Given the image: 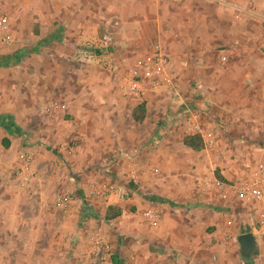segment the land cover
I'll list each match as a JSON object with an SVG mask.
<instances>
[{"label": "crops", "instance_id": "obj_1", "mask_svg": "<svg viewBox=\"0 0 264 264\" xmlns=\"http://www.w3.org/2000/svg\"><path fill=\"white\" fill-rule=\"evenodd\" d=\"M245 2L263 3L264 0H184L191 7L186 11L171 10L177 4L166 0H0V14L7 17L11 33V41L0 46V65L17 63L13 60L15 54L26 61L22 59L26 53L67 50L72 54L67 57L69 65L81 67L71 75L70 81L87 87L69 90L61 96L64 110L51 113L46 108L48 104L43 109L50 116L58 117L57 127L68 132V126L72 135L81 140L75 151L66 154L73 173H78L86 182L80 190L89 205L85 207L81 204L83 198L73 194L65 210V220L39 221L36 231L44 232L39 238L43 236L46 245L38 253L28 251L24 264H84L85 239L80 241L75 229L80 230L84 224L88 235L94 233L91 229L95 227L90 226L95 224L98 232L106 235L104 226L88 220V215L98 213L103 218L108 207L118 209L119 216L107 222L115 230L113 237L107 235L114 252L101 264H112L113 257L120 264H207L212 255L215 264H226L228 228L219 212H213L223 203L216 196L218 191L213 186L205 188L204 182L215 180L216 173L223 183L234 180L244 173V165L231 158L230 150L221 152L219 146L212 153L190 150L182 145L179 136L182 128L175 129L165 121L147 127L144 116L142 122L135 123L131 112L137 104L143 102L147 114L162 113L158 105L165 103L166 97L167 102L168 97L175 96H167L162 90L133 95L126 91L125 79L127 69L137 56L157 46L169 59L168 71L179 81L176 99L192 92L189 83H194L193 94L201 99L198 105L209 108L215 120L217 143L227 147L264 146V81H261L264 61L249 57L250 44L233 43L235 31L243 29L219 24L204 26L203 21L182 25V21L192 23L195 18L229 20V12L236 13V8L244 5L231 6V10L223 6ZM261 10L264 8L255 11ZM176 22L182 25L178 31L172 28ZM102 35L110 38L112 53L106 59L111 62V69L103 66L102 59L83 61L77 57V63L70 61L76 59L74 55L79 47L94 46ZM219 46L224 48L221 50ZM35 65L36 68L44 64L37 59ZM60 76L66 80L68 73ZM18 102L28 113L32 111L25 101ZM11 111L1 113L0 131L6 130L7 136L17 139L19 134L11 122L15 123L17 118L20 122L22 118ZM32 112L36 113L35 109ZM63 115L68 116L67 121L62 120ZM39 120L38 140L54 144L53 136L59 132L55 123L52 125L54 121ZM135 124L146 128V138L142 140L145 147L137 154ZM159 131L162 137L156 140ZM13 145L9 149H15ZM33 155L34 163H41L39 180L49 186L45 191H53L56 177L44 162L53 160L52 155L40 145L33 149ZM112 178L114 185L110 183ZM109 186L122 194L126 190L130 196L115 200L113 196L98 198L91 194L93 189ZM68 190H74L73 183H69ZM204 206L210 211L204 213ZM146 214L152 219L146 218ZM149 220L154 224L150 225ZM43 226H46L44 231ZM255 233L251 234L258 248L259 243H264V237L260 239ZM78 242L82 244L80 253L70 246ZM251 253L250 263L264 254L256 249Z\"/></svg>", "mask_w": 264, "mask_h": 264}, {"label": "rangeland", "instance_id": "obj_2", "mask_svg": "<svg viewBox=\"0 0 264 264\" xmlns=\"http://www.w3.org/2000/svg\"><path fill=\"white\" fill-rule=\"evenodd\" d=\"M168 1L175 2V4H177V6L175 7L172 6L173 8L171 10L176 9L178 11H186L190 10L191 8L187 3L184 4L183 1ZM168 1L166 0L167 3ZM245 3H231V5H228L227 7L223 5L222 6L226 9H232L231 6L241 7L242 5H244L243 7H241L244 8L247 4H249L247 2ZM250 5L254 8V10L259 7H261V9L264 8V2H250ZM255 5L259 7L256 8ZM229 13L231 16L229 20L227 18H222L218 21L210 17L201 19L195 18L194 20H192V23L191 21H182V25L189 26L194 25V23L199 24L201 21H203L204 26L219 24L220 26L229 25L239 27L243 30L235 31L233 35V43L237 44L240 42H244L245 44H250V46H248L249 57L251 59H261L262 61H264V29L260 25L254 24V22H252L249 18H244L242 16L243 13L236 12L232 14L231 11ZM172 25V28H175L176 30H179L182 27L180 22H176ZM252 27L253 29H250ZM254 27H257L258 30L254 29ZM253 45H255V47L258 46V49L254 48ZM223 48L224 46L221 48V50ZM108 49V54L112 53L110 47ZM92 54L94 59L100 58L99 52L93 51ZM142 55H138L137 57H140ZM71 56V52L67 50H44L43 53H39L37 55L26 53L22 57V59L26 58L27 60L21 61L19 59L17 62L18 64L15 63L14 65L9 66L6 63H2L0 65V116L2 115L1 113L3 111L10 109L13 110L11 112L14 113L17 117L20 116L22 118L20 122L18 118L15 123L11 122V124L16 127L15 132L19 134V137L17 136V139H13L12 136H7L8 134L6 130L2 129V131H0V264H24V256L28 253V251L33 253L35 250H37L38 253L40 251V247L42 248L44 247V245H46V243L43 242L45 241L43 240V236L42 238H39V236L44 235V232L42 233L40 232V230L36 231V228L39 221L45 222L46 220L50 219L60 221L66 219L65 211L61 210L57 205H55L54 201L57 198L66 197L71 200L70 197L74 194L79 198H83L81 204H83L85 207L89 205L87 204L86 196L82 194L83 192L82 190H80L82 186H86V182L82 181V179L78 177V173H73V170H71L70 168L71 166H69L70 164L69 157L67 156L68 154H66L67 151L68 153L75 151V149L77 148L76 146L81 144V140L72 135V131L69 130L68 126H66L68 132L64 131L63 128H60L59 126L57 127L56 123L58 122V117L54 118L53 116H50L49 113H47L48 107H46L47 109H43V106L47 104L49 105L50 102L64 104L61 103V96H63L69 90H73L75 88H87L84 86L79 87V83H72L70 81V79L73 80L71 75L78 72V69L81 68L80 66L72 64L71 62L70 64H72V66L69 65V60L67 57ZM74 56L76 57V59L72 57L73 60L70 61L74 62L75 60V63H77L78 60L76 51ZM37 59H41L44 65L41 67L37 66L35 68V62H37ZM90 61H92V59H90ZM68 68L70 69L69 71ZM71 69L75 71H71ZM99 70L103 71V69L101 68ZM67 73V79L65 80V77H63L62 79L60 75H64ZM37 75L38 77L34 78ZM261 81H264V76L261 77ZM252 83L254 84L255 82ZM189 86L190 91L192 92L188 94L185 93L184 96H180V98L176 99V97H168L170 98V100H167L166 102V97V99L164 100L165 103L158 105V108H160L159 111H162V113L154 114V111L149 112V114L145 113V118L147 119L145 125L148 127V124H156L157 121L163 123V121H165L167 122L166 125H171L175 129L181 128L180 122L177 118V113L183 105H191L193 108H195V112L197 113L203 126L214 135L215 142L211 148L206 150L207 153L215 152L214 150L219 146V150L221 152L226 153V151L228 152V150H230L231 158L235 157L236 161H241L242 166L244 165L245 171L243 174H241V176L224 183H238L246 179L249 176V173L251 172L255 162L260 161L264 163V146H259L260 148L258 147V145L227 147L225 145H222L221 143H217L219 137L217 136L218 130H216L215 128V120L209 113V108L198 105L200 104L199 102L201 101V99H197L193 94L196 89L194 83H189ZM20 100L25 101L32 111L33 109H35L36 113H33L32 111L28 113L27 108L20 107L18 104V101ZM170 105L173 110H171ZM262 107L263 106H261V108ZM67 117L68 116L63 115L62 120L67 121ZM39 118H46L50 121H54L52 125H54L55 123L57 131H59L58 133H56V131H53L57 134H55L56 136H53V142H55L54 144L46 140H38L39 138H37L36 134L38 123L40 121ZM145 134L146 128L141 124H135V154L139 153L143 149V147H145V145H142V140L146 138ZM179 136L183 138L186 135L182 131L180 132ZM161 137L162 134H160L159 131L157 137L155 136V139L158 140ZM262 137L264 138V133L262 134ZM4 138L8 139L9 144L7 148H3L1 146V141ZM11 143L16 145L15 149H9ZM39 145L42 146L43 149L48 151L52 155L51 157H53V160L51 159V161L44 160L47 169H50V172L52 171V175L56 177L54 190H51V192L48 193L47 191H45V187L49 189V186L46 184V182H43L38 178V171L40 170L39 166H41V163H34L36 162V159H33V149ZM201 150L205 149L202 147ZM69 156L71 157V155ZM244 156H246V158H244ZM243 160H245V162H243ZM76 163L80 164L79 161H76ZM113 180L115 181L114 178H112L110 181L112 185H114ZM215 180L219 181L217 179ZM69 183H73V191L68 190ZM205 188L211 189V187L209 186H206ZM123 195L124 200L130 196V194H126V190H124ZM216 196L223 204L219 208L215 207L213 212H219V214L221 215L222 219L224 220V225L228 228V233H226V235H228V239L230 240L229 245L226 247L227 249L224 252V254L228 256L225 263L240 264L242 262V259L239 247L235 241V237L239 234L254 232L251 228V224L254 221L255 206L248 202H245L235 194H231L226 199H221L218 193H216ZM203 208L204 213L210 211V209L206 206H204ZM88 216V220H93L95 222L98 221L99 224H102L107 230L106 232L108 233L104 236L110 246V256H112L114 249L111 247V244L108 241L111 240V238H109L108 236L113 237V232L115 231L114 226L110 223H106L104 221V217L101 218L98 213H94V215L89 214ZM33 225H36V227ZM94 225L95 224L90 226L95 227L91 229L92 231L90 230L91 232L95 230L98 231L96 229L97 227ZM45 227H42V231H44ZM81 228L84 231L85 225L82 224L80 230H78L77 228L75 229V232L79 233L81 238L80 241L83 242V240L85 239L83 247H86L90 233L86 235L85 231L81 232ZM255 236H258L261 239L264 237V232H256ZM77 245L78 248L76 251ZM70 246H74L72 248L73 250H75V252L79 251L80 253L82 250L81 242L72 243L70 244ZM59 247L62 248L63 245L59 244ZM255 249L263 253L264 243H259L258 248H256L255 244L253 251ZM212 257L213 255L209 256V261L207 264L216 263L215 260H211ZM251 263L264 264V254L259 259L253 258V261H251Z\"/></svg>", "mask_w": 264, "mask_h": 264}, {"label": "built area", "instance_id": "obj_3", "mask_svg": "<svg viewBox=\"0 0 264 264\" xmlns=\"http://www.w3.org/2000/svg\"><path fill=\"white\" fill-rule=\"evenodd\" d=\"M184 1V0H177ZM237 12L243 13L255 24L260 25L264 29V10L255 11L250 4L244 8L236 9ZM11 41V33L9 22L5 15L0 14V46L6 45ZM110 47V38L108 35H102L94 46H81L76 51L77 57L82 58L83 61L94 60L93 51L100 53V58L103 66L111 69V62L107 60ZM77 58V59H78ZM221 63L224 58H220ZM169 60L167 56L162 53L157 46H154L150 52L140 56L132 66L127 69L125 79L126 91L133 95H140L143 91H157L162 90L167 96H177L179 89V81L171 75L168 71ZM49 110L51 113H57L65 109V105L56 102L49 103ZM195 108L191 105H183L177 113V118L185 135L198 136L202 147L207 150L214 144V135L209 132L202 124ZM132 180V179H131ZM136 182V181H135ZM136 184V183H135ZM205 186H213L219 194L221 199L228 198L231 194H235L245 202L255 206L254 221L251 228L254 232H264V164L261 162L255 163L249 176L238 182L232 184H225L216 180L204 182ZM93 196L102 198L103 196H113L115 200L123 197L121 191L109 186L103 189H93ZM61 210H66L69 198L61 197L55 201ZM146 218L152 219L150 214L145 215ZM150 225L153 221L149 220ZM110 246L103 234L94 231L88 237V243L82 251L85 256L84 264H101L104 260H108L111 251Z\"/></svg>", "mask_w": 264, "mask_h": 264}, {"label": "trees", "instance_id": "obj_4", "mask_svg": "<svg viewBox=\"0 0 264 264\" xmlns=\"http://www.w3.org/2000/svg\"><path fill=\"white\" fill-rule=\"evenodd\" d=\"M21 55L19 54H15L13 56V60L15 62H17L19 59H20ZM145 116V105L143 102H140L139 104H137L135 106V108L132 110L131 112V118L133 119V121H135V123H140L142 122L143 118ZM182 145L189 148L190 150L192 151H195V152H198L202 149V143L199 139L198 136H189V135H186L182 138ZM1 146L3 148H7L8 147V140L7 139H2L1 141ZM215 177L217 180L219 181H224L219 175L218 173L215 174ZM117 216H119V210L116 209L115 207H108L106 209V212H105V215H104V221L107 223V222H110L112 221L113 219H115ZM242 259V263L243 264H251L248 259V258H243L241 257ZM249 262V263H248ZM111 263L112 264H120L119 261H116L113 258H111Z\"/></svg>", "mask_w": 264, "mask_h": 264}, {"label": "water", "instance_id": "obj_5", "mask_svg": "<svg viewBox=\"0 0 264 264\" xmlns=\"http://www.w3.org/2000/svg\"><path fill=\"white\" fill-rule=\"evenodd\" d=\"M235 241L239 247L241 257L248 258L255 244L254 236L251 233L239 234L235 237Z\"/></svg>", "mask_w": 264, "mask_h": 264}]
</instances>
